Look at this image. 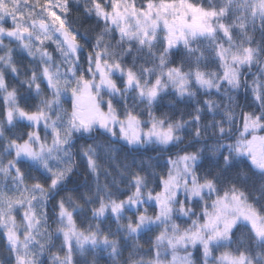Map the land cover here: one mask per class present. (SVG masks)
<instances>
[{
  "label": "trees",
  "instance_id": "1",
  "mask_svg": "<svg viewBox=\"0 0 264 264\" xmlns=\"http://www.w3.org/2000/svg\"><path fill=\"white\" fill-rule=\"evenodd\" d=\"M131 1L136 8L143 9L147 4L178 0ZM188 1L190 5L201 6L207 11L221 12L223 9L227 15L223 23L229 28L231 41L220 34L211 33L205 41L196 37L190 50L180 48L167 54L164 51L163 29L157 31V38L150 47H142L136 42L120 43L107 22L98 16L93 0H66V3L65 0H0V6L8 9V16L19 26L31 21L51 23L48 12L56 13L75 34L84 55L85 52L95 54L96 51H104L112 60L117 59L122 70L130 69L140 82L149 77L152 83L162 69L171 67H178L185 74L200 70L207 78L219 81L222 69L215 51L216 45L227 48L230 47L228 42H235V46L243 45L242 48L254 50L255 62L249 71L245 70L241 75L238 90H229L221 84L217 91L209 92L192 85L184 96L171 91L158 95L149 108H141L140 104L132 101L120 103V110L125 111L129 107L131 112L136 113L142 131L148 130L147 122L152 121H161L164 128L168 125L180 128L173 139L162 147L146 145L143 141L112 143L99 130L92 131L89 136H72L73 143L68 144L69 157L62 158L61 162L50 168L52 171H62L70 165L71 171L58 183L57 189L51 191L46 216L50 223L60 222L62 217L58 215V202L62 201L72 210L78 230L84 235L94 234L103 239L106 245L94 241L99 246L96 253L87 248V251L72 250L68 256L71 264H151L154 261H167L168 254L163 255V251H167L164 239L167 237L168 241L171 239L175 243L176 237L183 231L190 232L196 228L193 220L202 223L204 212L212 209V201L217 193L227 191L230 196L235 194L264 215V169L254 166L244 152H236L237 147L241 148L242 141L250 137H244L248 125L253 126L258 137L263 139L264 136V23L251 14L249 5L243 7L237 1ZM99 3L108 11L113 0H99ZM239 38L248 41H240ZM44 48L53 51L51 43ZM162 54L165 59L163 65L160 63ZM11 57L16 75L6 72L4 83L8 92L16 96L18 107L32 112L31 109L41 102L43 94L34 96L29 81L41 66L36 58L21 50H14ZM254 88L261 96L260 101L253 96ZM244 113L249 114L248 118L244 117ZM4 120L5 111L0 96V123ZM28 131L23 123H17L6 129L2 144L13 140L22 143ZM85 152L94 161L92 167ZM184 154H195L192 174L201 182L211 179L215 193L203 189V199H189L187 190L180 187L176 189L177 196L168 201L172 206L170 218L160 217L155 222H145L135 232L131 231L127 225L135 223L138 213L145 212L148 216L156 214V201L149 199L147 194H154L159 188V178L166 176L172 167L169 160L177 161ZM225 157L228 159L225 160ZM28 169H22V176L33 178L45 186L51 179L49 170L41 172L35 169L36 172L32 173ZM137 176L141 181V195L133 205L128 198L136 199L133 193L137 188L134 179ZM113 201L122 203L121 210L115 214L111 211ZM102 202L105 204L104 214L96 215L93 209ZM181 202L188 213L186 216L179 211ZM173 224H177L178 229H173ZM47 233L50 244L44 254V264H49L53 250L59 246L55 229L51 227ZM161 233H164V237L158 240L156 237ZM207 237L204 235V239ZM225 252L234 257L242 254L244 263L264 264V237H257L250 222L238 217L227 242L218 247H209L208 255L204 254L202 244L195 245L194 249L186 247L182 252L177 251L180 255H188L191 264H222L218 257Z\"/></svg>",
  "mask_w": 264,
  "mask_h": 264
},
{
  "label": "rangeland",
  "instance_id": "2",
  "mask_svg": "<svg viewBox=\"0 0 264 264\" xmlns=\"http://www.w3.org/2000/svg\"><path fill=\"white\" fill-rule=\"evenodd\" d=\"M241 2L243 7L244 5H248L243 4L245 0H241ZM118 3L120 4L119 13L123 16V19H121L120 15H117L115 12H113V15L116 16V22H112L108 16H98H100L103 21L107 22L109 28L113 30L119 38L120 43L130 44L136 42L142 47H150L155 38H157L156 33L159 29H163L166 37L168 35L169 28H171L173 34L177 36H179L182 32L184 39L188 41V44L186 47L182 40H177L175 46L170 47L166 53L168 54L169 52L180 48L190 50V46L196 37L205 41L208 39V36H210L208 32H202L200 30L195 31V34H192L193 28L199 29L203 26H211L214 29L212 32L214 35L220 34L221 36H224V39L231 41V39L224 35L223 31L219 27L220 24L225 25L223 23V18H226L227 15H225L224 12L221 15V13L217 11H207L201 6L190 5L188 0H178L171 3H153L151 4V7H149L150 4H147L143 9L136 8L131 0H118ZM258 4L259 1L253 3V6L249 7L252 12L253 7L255 6L256 17L260 19V21H264V14L261 13ZM3 8H5V6L1 5L0 29H2V31H0V79L3 80V86L0 87V96L3 101L5 113L7 109H12L13 116L12 120L9 121L5 115V120L0 123V227L8 229L9 233L20 243L15 250L12 249V244L10 251H6V249L3 248L5 250L4 255L6 257L3 261L0 260V264H39L41 256H44L46 249L50 244V236H48L47 233L49 226L46 221V203L52 196L51 191L56 189L58 185L55 188L48 189L42 199L40 190L31 187L32 184L36 183V181H34L33 178L31 179L22 175L17 177L15 168L8 163L9 160H14L15 164L21 169V172L23 168H32L28 169L32 173L36 172L35 169L41 172H46L56 163L61 162L62 158H65L66 156V158L69 157L71 153L68 144L74 140V137H72L73 135L89 136L94 130H99L108 138L115 137L118 139L119 143H125L128 139L121 133V127L123 126L125 128L127 136H131L133 133L132 130L128 128L126 122L123 124L121 122L126 121V118L130 113L134 116H136V113L134 111L131 112L129 107L125 109V111L120 110V103L132 101L137 105L140 104L141 108H149L152 106L158 95L171 91L180 96H184L189 93L190 86L192 85L209 92L217 91L221 84H224L225 88L229 90H238L240 89L241 75L245 70H250L255 62V55L252 53L253 58L251 61L243 63L232 62V67L237 69L239 78V86L235 88H233L226 81L220 80L218 87H202L193 79V74H186L187 79L189 80V83L185 86L187 91L178 93L173 83L169 82L167 76L164 74L167 69H162L157 77L161 79L164 86L158 90L157 96L149 102L146 96L140 94L135 83L130 86L125 84V71L122 70V68L116 69L109 67V65L116 64L117 59L112 60L109 57V54L104 51H96V53H100L99 60L103 69L108 72L109 78L116 84L115 89H110L105 84L99 83L100 73L96 67V53L91 54L85 52L84 55L82 53L83 50L79 47V45H77L76 51L73 53L65 44L62 33L57 31L56 26L52 22L48 24L46 23V27L44 28L40 25L41 21L23 22L22 25L19 26L8 16V13L6 12L8 9L6 8L5 10ZM112 9L113 3L110 5L108 11L112 12ZM95 11L97 10L95 9ZM207 13H215V15H207ZM153 21H155L154 27L152 23ZM6 22L8 25H5ZM125 26L126 31L134 34L131 36L123 34L120 31V28ZM22 28H27L29 31L23 32L21 31ZM141 28H144L143 32L140 31ZM9 32L12 34L10 35ZM46 36L50 38L44 39ZM148 36L153 37V39L149 40L147 38ZM141 39H143V43L140 42ZM239 39L240 41H248L243 38ZM48 43L52 44V52L49 50H43L45 49L44 47L48 46ZM235 44V42H228L230 47L225 49H229L230 52H236L239 54L243 49V45L235 46ZM14 50H21L27 54L31 53L30 56L36 58L41 66L39 68V72L36 74V80L34 81L32 76L29 83L34 96L39 97L43 94L39 105H36V107L31 109V111H39L43 109L47 113L46 118L43 120L30 121L21 117L15 111V108L18 107L16 96L13 93L11 97L8 96L11 92H8L7 90V85L4 83V76L6 72L13 76L16 75L11 57ZM44 67H47L50 72L54 73L55 78L61 81H70L73 86L76 85V75L82 74L92 82L90 90L95 97L96 103L106 113L109 111L110 104L117 119L114 121L110 120L105 128H101L97 123H93L88 131H84L82 128L77 131L72 128L71 136L65 144L62 146L54 145L52 143L53 138L51 128L47 125L51 124L53 127L60 129L62 137L65 135L64 130L70 127L68 124V111L72 107V97L66 91L61 92L59 104H57L55 100H53V103L50 106L47 104L49 98L55 96V92L48 87L47 81L41 74ZM211 80L213 84H217L218 82L214 81L215 79ZM36 83L41 85L39 90L35 87ZM97 84H99V86H97ZM140 84L141 86L150 85L151 82L149 77L145 79L144 82H140ZM67 86L68 85L65 87ZM136 117L138 118V116ZM17 123H23L26 127H28L29 131L36 132L40 138V142L49 144V146L53 149L52 152L43 151L41 154V159L43 161H47L48 169L42 167L41 160L30 159L23 153L17 157L15 155V147L11 144V142L2 144L1 140L4 138L6 129L14 127ZM147 123H149V130L153 121ZM137 127L140 129V132L138 134V139L133 142L137 143L143 141L146 145L150 144V146H154L155 144L158 147L164 146L155 136L146 137L144 135L145 131H142L140 124ZM160 127L164 128L162 124ZM109 128H111L112 131H109ZM172 130L174 136L180 128H172ZM245 132L244 137H250L248 139L245 138V140L242 141L241 152H244L250 161L253 157H255L256 164H252L254 166H259L264 163V136L263 139L262 137H258L256 133L257 131L254 133L253 126L251 125H248L247 131ZM26 139H28V135ZM5 141L8 142V140ZM29 142L33 145L34 149L39 148V144L34 137L29 139ZM194 164L195 162L191 161V167H193ZM184 175L187 174L181 172V177ZM188 178L189 180L191 179L190 175ZM15 199H20L22 203H11V201ZM240 200L242 201V199ZM10 203L11 207H9ZM29 209H31L30 219H26L25 215L29 212ZM10 217H13L14 219H10ZM51 226L55 229L54 235L56 241L59 242V246L57 245L58 247L53 250V254L49 259V264H71L68 256L71 254L72 250L84 251L87 248L96 253L97 249H99V246H97L94 242L96 240H98L102 246L106 245L104 240L97 236H95L94 241L89 239L83 241V243L78 241L75 236H70L69 240L65 242L63 233L59 231L60 228L67 227V224L64 222V218H61L60 222ZM204 230V235L210 234L209 230L204 228L200 229L202 233ZM167 239V237L166 240L164 239L167 251H163V255L168 254V260L161 262L154 261L151 264H191L188 255H180L177 251L180 250L182 252L186 247L194 249L195 245L198 246L201 243L199 241L194 243L190 242L189 238L185 237L180 243H177L176 241L173 243L172 241L170 244ZM226 242L227 239L224 238L212 240L209 241V247L214 245L218 247L220 244ZM244 264L261 263L246 262Z\"/></svg>",
  "mask_w": 264,
  "mask_h": 264
},
{
  "label": "snow or ice",
  "instance_id": "3",
  "mask_svg": "<svg viewBox=\"0 0 264 264\" xmlns=\"http://www.w3.org/2000/svg\"><path fill=\"white\" fill-rule=\"evenodd\" d=\"M66 3V0H65ZM93 5L97 10L98 15L108 16L112 22H116V16L113 15L115 12L117 15H120L119 8L120 4L118 0H113V9L112 12H109L103 8V6L99 3V0H93ZM260 11L264 14V0H259L258 4ZM151 7V4L149 5ZM255 6L253 7V12H255ZM221 14L224 12L223 9L220 10ZM207 15H215V13H207ZM48 16L50 21L56 26L57 31H60L64 37L65 44L67 45L68 49L71 50L73 53L76 51V47L78 45V40L75 34H73L65 25L63 19L58 17L56 13L49 11ZM120 18L123 19V16L120 15ZM153 27L155 26V21L152 22ZM40 25L42 28L46 27V22L41 21ZM191 27V26H190ZM220 29L223 31L224 35L231 39V34L229 28L223 24L219 25ZM242 27V25H240ZM206 31L211 34L214 29L211 26H203L199 29L193 28L192 34H195V31ZM2 31V29H0ZM21 31L28 32L29 29L22 28ZM120 31L128 36L133 35L134 33L126 31V26L121 27ZM140 31H144V28H141ZM11 35L12 33L9 32ZM146 34V33H145ZM50 37L46 36L44 39H49ZM149 40H152L153 37L148 36ZM177 40H182L184 45L187 47L188 41L184 39L183 33L181 32L179 36L173 34L171 28H169L168 35L165 37V46L164 51L167 52L170 47L175 46ZM143 43V39L140 41ZM253 49L245 47L242 51L238 54L236 52H230L229 49H225L222 45H216V55L221 62L222 73L219 77L220 81H226L230 84L233 88L239 86V78L237 74V69L232 67V62L243 63L247 61H251L253 56ZM31 55V53H29ZM97 60H96V67L100 73V81L99 83H103L108 86L110 89H115L116 84L115 82L109 78V74L105 71L101 65L99 60L100 53H96ZM160 63L163 65L165 63V59L163 54L161 55ZM110 68L120 69L121 65L119 63L109 65ZM42 76L47 81V85L50 89L54 90L55 96L49 98L47 104L50 106L53 103V100L57 104L60 103V94L61 92H68L72 97V107L68 111V124L70 125L69 128L64 130L65 135H61L60 129L53 127L51 124L47 125L51 128L52 132V143L57 146H62L71 136V129L74 128L79 131L81 128L84 131H88L89 128L93 123H97L101 128H105L107 123L112 120H116L117 117L113 113L111 105L109 104V111L106 113L104 112L101 107L96 103L95 97L90 90L91 81L88 80L86 77L81 75H76V85L73 86L70 81L64 80L61 81L55 78L54 73L50 72L47 67L42 69ZM125 84L130 86L133 83L136 84L138 91L141 95H144L148 98L149 102L154 99L157 94L158 90L162 88L164 85L161 82V79L157 77L150 85L141 86L140 81L137 80L135 74L129 69L125 70ZM167 76L169 82L173 83L174 87L176 88L178 93H183L187 91L185 87L189 80L187 79V75L181 71L178 67H171L166 70L164 73ZM75 75V74H74ZM215 75V73H213ZM193 79L202 87H218L219 81L217 84H213L212 80L207 78L205 74L200 71L196 70L193 72ZM33 80H36L35 73L33 74ZM68 85L67 87H65ZM3 86V80L0 79V87ZM99 86V84H97ZM36 89L39 90L41 85L36 83ZM118 90V89H117ZM9 97L12 96V93L8 94ZM253 96L258 101L261 100V96L258 94L257 90L253 89ZM16 113H18L21 117L26 118L30 121H39L46 118L47 113L41 109L39 111H25L20 107L15 108ZM6 118L11 121L13 116V110L7 109L6 110ZM245 118H248L249 114H243ZM199 119V117H197ZM258 119V118H257ZM127 123L128 128L132 130V135L127 136L125 128L121 127V133L125 135V138L131 143L134 140L138 139V134L140 129L137 127L140 123L138 118L131 113L127 116L126 121H122L121 123ZM255 123V120L252 121ZM161 121H154L151 125V128L145 131L144 135L147 136H155L157 140L162 144H167L173 139V130L172 125H168L165 128H161ZM112 131L111 128L108 129ZM223 132V129H220ZM35 138L37 143L39 144L38 149H34L33 145L29 142V139ZM11 144L15 147V155L18 157L23 153L30 159L33 160H41L42 167L48 169L47 161H43L41 159V154L43 151L52 152L53 149L47 143H41L38 134L34 131L28 132V139H24L22 143H17L15 140L11 141ZM241 148L237 147L236 152H240ZM85 155L88 158L89 166L92 167L94 165V161L91 156H88L87 152ZM195 154H184L179 157L178 162L169 160V164L172 166L166 176H161L159 178V188L155 191V193H148L147 196L149 199H154L156 201V214L154 216H148L145 212H140L135 217V223H129L127 226L128 228L135 232L137 229L144 224L145 222L152 221L155 222L159 220L160 217L170 218V214L172 211V206L168 203L169 200L173 199L177 196L176 189L183 187L187 190V194L189 199L191 197H202V190L209 189L215 193V185L211 179H206L204 181H200L199 178L192 174V167L191 161L195 160ZM228 157H225L227 160ZM9 164L12 165L13 168L16 170L17 177L22 175L21 169L15 164L14 160H9ZM251 163L254 165L256 164L255 157L252 158ZM259 167L264 169V163L260 164ZM51 174V179L48 181L47 185L41 184L36 182L31 185L32 188L39 189L41 198H44L45 193L48 191L49 188H55L58 183H60L67 175L68 172L71 171V166L69 165L66 169L62 171H52L48 169ZM181 172L184 175L181 177ZM189 175L191 179L189 180ZM137 183V188L133 193V196L136 199H132L131 197L128 198L133 205L137 203L141 195V191L139 188V184L141 183L140 178L137 176L134 178ZM182 179V182H181ZM34 198V197H33ZM30 202V201H29ZM127 202V201H125ZM11 203L20 204L22 201L20 199L12 200ZM11 203L9 207H11ZM212 209L205 210L204 212V221L202 223L198 222L197 220H193L192 223L196 225V228L192 231H183L180 235L176 237V242L180 243L184 240L185 237L189 238L190 242L199 241L203 245L204 254H209V241L216 240L219 238L227 239L229 237L230 231L234 228L237 218L243 217L245 220L250 222L252 230L255 232L257 237H264V215L259 213L257 209L249 204H245L242 202L239 197L235 194H230L225 191L223 193H217L216 198L212 201ZM122 208V203L113 201L111 203V211L113 214L117 213ZM190 210V209H189ZM105 211V204L102 202L98 208H94L93 212L96 215H103ZM179 211L183 215H187V211L185 210V206L183 202H181V206ZM31 209L29 212L26 213L25 218L30 219ZM235 213V214H232ZM58 215L64 218V222L67 224L66 228H60L59 231L63 233V237L65 242H67L70 236H75L78 241L83 243L85 240H95V235L89 233L88 235H84L80 232L76 225V220L73 215L72 210L66 207L65 203L62 201L58 202ZM10 219H14L10 217ZM218 225H222V227H218ZM173 229H178L177 224L172 225ZM201 228L209 230V235L207 239H204V234L200 231ZM164 237V233H161L156 238L159 240ZM169 243L171 244L172 241L169 239ZM19 259V258H18ZM222 264H244V256L241 254L239 257H234L230 255L228 252L223 253L220 257H218Z\"/></svg>",
  "mask_w": 264,
  "mask_h": 264
},
{
  "label": "flooded vegetation",
  "instance_id": "4",
  "mask_svg": "<svg viewBox=\"0 0 264 264\" xmlns=\"http://www.w3.org/2000/svg\"><path fill=\"white\" fill-rule=\"evenodd\" d=\"M228 2H234V1H237L238 3H242L241 0H227ZM257 1L259 0H245V4H248L249 6H253V3H256ZM221 13V12H220ZM222 15V14H221ZM57 189V188H56ZM51 200V197L49 198V200H47V203H46V207L49 205V201ZM45 212H46V208H45ZM47 224H48V228L51 229V225H53V223L49 222V220L47 219ZM8 229H3L2 227H0V260H4L5 259V250L3 248L6 249V251H10V247H11V244H12V249L15 250L17 249L18 245H19V241L14 238L13 235H11L9 233ZM6 246V247H5ZM44 256L42 255L41 256V259H40V262L39 264H44Z\"/></svg>",
  "mask_w": 264,
  "mask_h": 264
},
{
  "label": "water",
  "instance_id": "5",
  "mask_svg": "<svg viewBox=\"0 0 264 264\" xmlns=\"http://www.w3.org/2000/svg\"><path fill=\"white\" fill-rule=\"evenodd\" d=\"M110 140H111L112 142H116V141H117V139H116L115 137H111ZM72 143H73V142L71 141V142H70V145H71Z\"/></svg>",
  "mask_w": 264,
  "mask_h": 264
}]
</instances>
